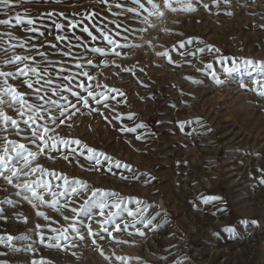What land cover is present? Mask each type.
I'll return each instance as SVG.
<instances>
[{"label":"rangeland","instance_id":"rangeland-1","mask_svg":"<svg viewBox=\"0 0 264 264\" xmlns=\"http://www.w3.org/2000/svg\"><path fill=\"white\" fill-rule=\"evenodd\" d=\"M155 2L161 5L163 17L153 15L149 23H143L145 12L131 23L129 32L119 29L120 36L115 35L116 21H124V17L114 16L113 12L119 10L110 11L100 0H34L23 4L10 0L8 8L0 7V19L11 17L13 25L14 17L25 10L33 17H44L46 27L41 30L45 36L34 43H57L53 20L67 25L95 14L78 27L66 29L73 44L79 36L90 46H103L105 42H92L81 29L89 26L99 36L92 25L107 24L120 43L137 45L118 49L119 57H101L73 47L75 55L83 54L85 60L93 61L92 65L85 64V69L95 77L92 81L78 77L74 88L80 82L92 84L94 92L110 97L108 107L89 99L90 107L77 104L76 109H69L71 114L62 124L57 122L51 135L81 143L47 150L33 167L39 164L50 172L82 180L90 190L115 191L133 212L137 208L134 201L139 199L151 205L148 217L159 213L154 224L161 225L153 231V226L145 228L137 223L143 236L132 227L113 231L114 226L109 225L112 235L101 233L103 239L81 229L83 240L69 229V241L48 248L38 243L36 225L43 228L47 243L48 236L56 235L50 229L68 227L73 216L71 207L79 208L91 191L70 197L74 203L67 208L61 198L60 210L56 211L39 201H25L16 195L18 189L0 179V200L14 202V206L2 205L7 219L0 220V235H11L17 249L0 244V262L31 264L33 259H45L51 264H121L117 257H126L128 264H264V183L260 182L264 179V97L255 91L264 86V0H230V4L221 2L219 8L213 0H203L209 7L197 3L194 12H172L164 7L163 0ZM229 12L232 14H225ZM48 13H53L51 19ZM9 31L20 38L26 35L19 25L0 26V32ZM66 43L58 47L64 48ZM200 48L205 51H198ZM208 48L219 51L210 52ZM163 51L168 52L167 57L156 55ZM16 52L22 54L19 48ZM10 55L0 51V60ZM51 58L71 60L59 55ZM68 66L75 71L74 63ZM108 89L123 95L109 93ZM20 90L29 91L26 86ZM8 114L15 117L14 111ZM141 123L146 129L122 130ZM82 146L102 152L130 170L113 166L109 171V162L103 157L96 170H90L92 162ZM64 154H69V159L65 160ZM37 176L39 173L31 179ZM212 197L217 199L204 202ZM45 199L51 201L52 197L45 194ZM38 211L45 212L49 219L37 216ZM123 215L127 223L133 222L127 213ZM64 216L70 219L65 221ZM25 217L27 223L23 222ZM102 219L95 216L85 223L91 224L94 233L100 232L97 221ZM29 244L35 252L24 250Z\"/></svg>","mask_w":264,"mask_h":264},{"label":"snow or ice","instance_id":"snow-or-ice-1","mask_svg":"<svg viewBox=\"0 0 264 264\" xmlns=\"http://www.w3.org/2000/svg\"><path fill=\"white\" fill-rule=\"evenodd\" d=\"M26 2H34V0H17L19 4ZM221 2L230 4V0H213V5L219 8ZM100 3L105 4L110 11L118 9L119 11L113 12L114 16L124 17V21H116V36L121 35V32L118 31L121 28L124 32H129L131 23L139 20L145 12H147V15L143 16V23H149V17L153 15L163 17L161 5L156 3L155 0H100ZM197 3L202 4L206 9L209 7L208 4L203 3V0H163L164 7L172 12H194L197 10L195 7ZM174 4H178L180 7H174ZM9 5L10 0H0V7L8 8ZM225 14L231 15L232 13ZM47 16L48 19H51L53 13H48ZM93 16H85L80 21H69L67 25L53 20L52 26L57 30L54 39L57 43L45 42L40 44L33 41H38L45 36L44 31L41 30L42 27H46L43 24L44 17H33L30 12L25 10L22 15L18 13L14 17L15 25L12 24L13 18L11 17L9 19H0V26L11 28L19 25L23 27L26 33L24 38H20L10 31L0 32V51L6 54L11 53L6 59L0 60V179L18 189L19 191L16 192V195L22 196L25 201L30 203L33 200L39 201L40 205L56 211L60 210L61 198L65 199L63 206L67 208L71 203H74V201L69 200L70 197L81 196L83 193L91 191V194L87 196L79 208L71 207L73 216L68 227L50 229L56 235L48 236L47 243L43 228L39 224L36 225L39 237L38 243L46 245L48 248H58L61 246V241H69L71 238L69 229H71V234H75V236L83 240L84 237L80 235L81 229H86L89 236L103 239L104 237L101 233L112 235V232L109 231V225L114 226L113 231H126L129 227H132L141 236L144 235V232L136 228L137 223L142 224L145 228L151 225L153 226V231L161 227L160 224H154L159 213L157 216L148 217L146 213L151 205H145L139 199L134 201L137 208L133 212L126 206L127 201L125 198L115 191H103L97 188L90 190L89 185L82 180L69 179L66 175L58 174L55 171L50 172L39 164L33 167L34 162L38 160L40 155L45 154L47 150L56 151L58 145L68 146L81 143L77 139L69 140L51 135L55 132L57 122L62 124L71 114L69 109H76L77 104L90 107L89 99L97 105L103 102V106L105 108L108 107L107 100L110 97L106 96L105 92H94L92 84L80 82L75 84V88L81 91L75 90L74 81L78 77L86 78L87 81H92L95 77L91 76L89 71L85 69V64L92 65L93 61L91 59L85 60L83 54L75 55L72 51L73 47L83 48L86 53L90 52L101 57L109 55L119 57L121 51L118 49L137 46L120 43L114 38L112 35L113 29L108 28L107 24L102 27L92 25V27L96 28L99 36L95 35L89 26H84L81 29L84 33H87L92 42L98 39L105 42L103 46H90L88 42L82 41L79 36H75L77 43L73 44L72 38L68 36L66 29H74L82 24L85 19H92ZM32 33H38V36H32ZM49 35H51V32H49ZM5 38L7 39L5 40ZM124 40L127 41V36H124ZM13 41L15 42L13 43ZM65 41L67 43L64 48L58 47L59 43ZM191 42V40L188 41V43ZM180 47H184V45L181 44ZM17 48L22 50V54L16 52ZM42 49H51L52 52ZM207 50L210 52L219 51L212 48ZM198 51L203 52L205 48H200ZM52 55L71 58V60H55L51 58ZM156 55L167 57L168 52L163 51L156 53ZM79 61H84V63ZM69 63H74L75 71L68 66ZM9 67L15 70H4ZM117 67L119 66L117 65ZM208 67L210 68L211 65H208ZM124 70L129 71V69ZM213 79L217 84L221 83L215 75H213ZM10 80L17 83L11 84L9 83ZM192 82L200 83L199 80H193ZM25 86L29 91L20 90ZM95 87H100V85H95ZM112 91L118 92L121 96L123 95L119 90L108 89L109 93ZM255 91L260 97H264V86ZM83 93H86V95ZM70 97L75 99V103ZM9 111H14L15 117L9 115ZM128 118L132 119L133 117L129 116ZM116 119H120V117L117 116ZM183 127L184 122H181L180 128L183 129ZM137 128L146 129V125L141 123L134 128L122 130L135 132ZM11 137H17L18 139H12ZM142 138V136L137 137V139ZM21 139L23 142H21ZM86 151L88 153L87 160L92 162L90 170H96V166L102 163L101 157H103L104 161L109 162V171H111L113 166L115 168L122 166L129 168L128 165H122L119 161H112L111 157L102 152H97L91 147H86ZM71 154L74 155L75 151ZM63 158L65 160L69 159V154H64ZM37 173H39V176L36 179H31ZM121 178L124 179V177ZM54 180H62L63 183L54 185L52 182ZM260 182L264 183V179ZM24 193L30 195H23ZM45 194L52 197L51 201L45 199ZM210 199L217 198H205L204 202L208 203ZM5 204L14 206V202L10 199L0 200V220L7 219L4 215L5 209L2 207ZM121 205H125L121 211L111 210L121 209ZM32 207L35 208L37 205L32 204ZM123 213H127V217L132 219L133 222L131 224L126 222ZM36 215L45 220L49 219L43 211H38ZM95 216L103 217V219L97 221L100 224V232L94 233L91 224L85 223V220L92 221ZM63 219L68 221L70 218L64 216ZM23 222L27 223L26 217ZM121 223L124 225L123 229L121 228ZM129 234L131 235L132 233ZM13 240L14 238L11 235H0V244H4L5 247L16 251L17 249L12 243ZM93 242L95 243V240ZM24 250L35 252L31 244L27 245ZM117 259L121 261V264H128L129 258L117 257ZM136 259L138 260L139 258ZM0 264H6V262H0ZM31 264H51V262L45 259H33ZM176 264H183V262L177 261Z\"/></svg>","mask_w":264,"mask_h":264}]
</instances>
